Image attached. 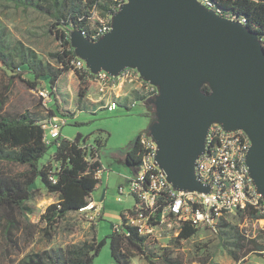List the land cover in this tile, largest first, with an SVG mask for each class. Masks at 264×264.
<instances>
[{
	"label": "water",
	"instance_id": "water-1",
	"mask_svg": "<svg viewBox=\"0 0 264 264\" xmlns=\"http://www.w3.org/2000/svg\"><path fill=\"white\" fill-rule=\"evenodd\" d=\"M96 41L69 32L90 74L134 69L157 90L144 104L156 165L178 191L208 193L195 177L209 127L243 131L246 166L264 200V48L245 22L199 0H126ZM207 86L209 92L204 93ZM134 142V141H133ZM133 144V143H132Z\"/></svg>",
	"mask_w": 264,
	"mask_h": 264
},
{
	"label": "rangeland",
	"instance_id": "rangeland-1",
	"mask_svg": "<svg viewBox=\"0 0 264 264\" xmlns=\"http://www.w3.org/2000/svg\"><path fill=\"white\" fill-rule=\"evenodd\" d=\"M38 3V6L47 8L52 4V0H30ZM14 0H0V48L6 62L11 63L9 75H15L10 83L8 75L0 69V99L6 98L3 105V114H20L26 111L35 113L43 118L41 121L44 131L48 132V122L50 112L59 108L64 114H73L71 119L67 118L66 124L62 126L60 137L71 140L78 133L84 136L86 143H94V139L100 136L104 146L100 150V160L108 173L104 175L102 189L95 192L96 198H101L106 183L108 194L106 195V209L115 211L107 213L105 218L95 222L90 221L81 212H74L60 221L53 228H48L41 220V215L48 205L56 203L57 194L49 193L44 187L34 186L33 200L28 202L27 207L31 210L28 213V222L25 224L24 215L16 214L20 223L19 232L7 236L0 227V264H18V262L29 254H37L42 251L63 249L67 245L89 241L97 238L100 241L105 239L113 230V225L120 221L118 212L124 208L133 207L130 198H123L122 202H117V186L124 183L120 177L121 173L132 172V168L122 163H118L121 156H124L127 149L134 140L137 139L149 124V113L146 104L141 101H134V88L126 87L123 90V98H128L129 109L116 106L115 110L98 109L95 113L85 111H75L78 105V90L80 82L72 70L64 72L57 83V88L53 91V97L48 101L43 100L39 92L49 90L48 78H43L41 83L34 89L30 88L28 82L33 81L32 75L27 72V67H20L21 55L30 60L33 65L41 68L57 70L60 68L53 55L61 53V41L56 32V20L53 10L43 12L33 6L24 9L16 6ZM8 87V91L4 88ZM136 94V93H135ZM122 98V99H123ZM54 147H50L44 155L41 165L48 161ZM1 171L6 174H17L25 170L24 167L16 164L3 163L0 165ZM38 183V182H37ZM124 213V211L120 212ZM223 224H229L232 229L245 233L252 237L254 230H259L256 225H251L246 219L241 221L240 213L227 214L220 219L213 228H200L197 233L187 241L177 242V225L170 228L164 224H158L152 232L148 243V256L156 264H161L162 258L169 257L170 260L178 264H238L232 261L230 255L224 250L223 244L228 238L222 236ZM2 226V225H1ZM46 229L47 233L44 230ZM8 238L16 240L17 245L9 241ZM223 239V244H222ZM110 248L108 242L104 245L101 253L95 258L93 264H113L110 258ZM131 264H147L144 256L135 255L130 258ZM244 264H264L261 255L252 254L241 262Z\"/></svg>",
	"mask_w": 264,
	"mask_h": 264
},
{
	"label": "trees",
	"instance_id": "trees-1",
	"mask_svg": "<svg viewBox=\"0 0 264 264\" xmlns=\"http://www.w3.org/2000/svg\"><path fill=\"white\" fill-rule=\"evenodd\" d=\"M15 5L24 9L33 6L40 11L49 12L53 10L55 22L58 25L56 32L61 41L63 51L53 55L59 69L53 71L33 65L30 60L21 55L20 67H27V72L32 75L31 82H28L30 88H36L43 78H48L49 93L53 97V91L57 88L58 80L61 75L72 70L80 82L78 90L79 111L87 110L84 98L89 89L90 83H93L95 75L89 73L85 68H75V63L79 60L75 57L73 49L69 43V32L73 29L89 32L91 25L89 18L93 10H97L100 15L106 16L111 12L113 6L111 1L102 0H52L47 8L38 6L30 0H14ZM218 6L226 15L235 17L244 21L247 28L256 35L264 39V0H209ZM264 48V43H263ZM3 48H0V69L8 75L12 83L15 75H9L7 70H11V63L6 62L3 54ZM8 91V87L4 88ZM204 93L209 92L207 86L203 87ZM135 101L141 99L135 94ZM6 98L0 99V165L3 163L16 164L24 167L25 170L17 174H6L0 169V227L7 236L14 235L20 230V223L17 221L16 214L24 215L25 224L31 226L28 222V213L31 210L26 204L33 200L34 186L44 187L49 193L57 194L56 203L48 205L45 212L41 215L42 222L53 228L67 215L78 212L84 208L91 200V193L96 189L99 180L95 174L103 171V166L99 161V151L104 146V141L98 136L93 144L86 143L84 136L80 133L72 140L57 138L50 144H45L43 137L45 131L40 118L32 112L20 114H3L2 108ZM128 98L117 99L120 107L129 109ZM73 115V114H72ZM71 114H64L59 108L50 112V120L56 116L71 118ZM149 117L150 114H149ZM141 136L134 140L133 144L125 153V162L128 167L135 171L143 155ZM50 147H54V153L50 155L48 161L41 165V161L47 154ZM54 176L56 183L53 184L49 176ZM38 182V183H37ZM132 208V207H131ZM134 208L128 209L132 215ZM241 221L254 220L253 213L249 210L240 213ZM120 231L113 228L112 232L100 241L92 238L89 241L78 242L67 245L65 248L42 251L37 254H29L18 264H93L96 257L101 253L102 248L108 242L110 248V258L113 264H131L130 258L135 255L144 256L147 264H156L148 256V243L151 236L139 234L137 229L132 226H124L126 216L120 214ZM2 225V226H1ZM224 228L221 235L228 238L227 243L222 244L224 250L230 255L235 263L243 262L246 257L256 254L264 249V235L257 233L254 237H248L245 233L232 229L229 224H223ZM46 233V229L44 230ZM198 231L192 223L181 222L177 228V242L187 241ZM14 246L16 240L8 238ZM161 264H178L169 259L162 258Z\"/></svg>",
	"mask_w": 264,
	"mask_h": 264
},
{
	"label": "built area",
	"instance_id": "built-area-1",
	"mask_svg": "<svg viewBox=\"0 0 264 264\" xmlns=\"http://www.w3.org/2000/svg\"><path fill=\"white\" fill-rule=\"evenodd\" d=\"M102 1H111L113 6L105 17L96 9L93 10L89 18L90 31L88 33L81 31L90 41H96L111 30L112 16L127 2ZM199 1L207 7L214 5L209 0ZM263 43L264 39L261 38L262 47ZM74 65L78 69L85 68L81 60ZM93 83L96 87L97 103H100L102 109L111 111L115 110L117 99L123 98V90L126 87L134 88L143 103L157 95V89L142 80L134 69H125L117 76L99 72L95 74ZM39 95L45 101L51 97L49 90H42ZM134 104L135 100L130 107ZM66 121L67 118L56 116L48 122V132H45L43 137L45 144L60 138L61 128ZM140 136L143 155L139 165L130 176L128 185L118 190L120 196H131L134 201L132 208L135 214L124 211L126 216L124 226H132L139 234L152 236L153 229L158 224L165 223L170 228L172 225L178 224V227L181 222H188L198 229L213 228L224 215L249 210L255 217L254 220H248L249 223L259 226V230H254L253 237L257 233L264 235V200L257 192L245 163L251 141L243 131L227 132L218 123L209 127L205 152L195 161V177L200 184L210 187L208 193L175 190L154 161L157 152L154 140L146 133ZM101 172H97L95 178L98 179ZM49 179L53 184L56 183L54 176H49ZM102 206L90 200L88 205L80 208L78 212L90 221L96 222L102 216ZM120 225L121 220L113 225V228L120 231ZM260 255L264 259V249L260 251Z\"/></svg>",
	"mask_w": 264,
	"mask_h": 264
},
{
	"label": "crops",
	"instance_id": "crops-1",
	"mask_svg": "<svg viewBox=\"0 0 264 264\" xmlns=\"http://www.w3.org/2000/svg\"><path fill=\"white\" fill-rule=\"evenodd\" d=\"M96 87H95V85H94V83H90V86H89V89H87V94H86V96H85V98H84V101H85V105L87 106V110L85 111V110H83V111H85V112H89V113H95V111L96 110H98V109H101L102 107H100V103H97V101H96V99H97V92H96ZM123 99H125V98H123ZM122 100V99H121ZM129 104V103H128ZM127 104V107L129 106ZM129 108V107H128ZM75 111H79V110H75ZM73 117L75 116V112H73V115H72ZM73 117H71V118H73ZM71 118H68V119H71ZM149 121H150V119H149ZM143 133H145V132H143ZM72 140V139H71ZM89 144H91V143H89ZM106 144V143H105ZM104 144V145H105ZM99 154H100V151H99ZM125 156L126 155H124V156H121V159L118 161V163H122V164H124V165H126L127 167H128V165L126 164V162H125ZM99 161H100V163L102 164V166H103V168H104V171H102L101 173H99V178H98V180H99V183L97 184V186H96V189L91 193V200L92 201H94L95 203H99V204H102L103 206H102V218H105L106 217V215H107V213L109 214V213H115L116 214V212L115 211H111L110 209H106V206H107V203H106V195L108 194V192H109V188H108V185H107V183H106V189L104 190V192H103V194L101 195V198L99 199V198H96L95 196H94V194H95V192L97 191V190H99V189H102V185H103V179H104V175L106 176V177H108V173H110V172H108L109 170L108 169H106L105 168V166L103 165V163H102V161L100 160V156H99ZM134 171H133V169H132V172H123V173H121L120 174V177H122L123 179H124V183H120V184H118V186H117V190H116V193H117V198H116V200H117V202H122V200H123V198H130V201H131V199H132V197L131 196H120L119 194H118V190H120L121 188H124V187H126L127 185H128V182H129V178H130V176L132 175V173H133ZM118 198H120V200L118 201ZM131 203H132V205H134V201H133V199H132V201H131ZM129 208L127 207V208H124L123 210H121L120 212H122V211H126V210H128ZM120 212H118V219H119V216H120ZM118 223H119V221H118ZM147 263V262H146ZM238 264H244V263H238Z\"/></svg>",
	"mask_w": 264,
	"mask_h": 264
}]
</instances>
